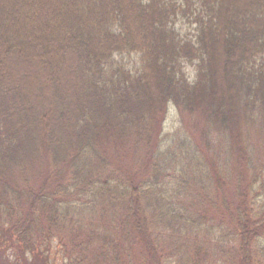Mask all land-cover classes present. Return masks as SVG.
Wrapping results in <instances>:
<instances>
[{
	"label": "trees",
	"instance_id": "trees-1",
	"mask_svg": "<svg viewBox=\"0 0 264 264\" xmlns=\"http://www.w3.org/2000/svg\"><path fill=\"white\" fill-rule=\"evenodd\" d=\"M53 254L264 264V0H0V264Z\"/></svg>",
	"mask_w": 264,
	"mask_h": 264
},
{
	"label": "rangeland",
	"instance_id": "rangeland-1",
	"mask_svg": "<svg viewBox=\"0 0 264 264\" xmlns=\"http://www.w3.org/2000/svg\"><path fill=\"white\" fill-rule=\"evenodd\" d=\"M177 25H180L181 27V31L183 33H189V30L192 31V28L190 25L184 23V21L178 22ZM115 60L118 63L123 64L125 67H127L129 70L133 71L137 68L138 66V57L136 54H115L114 55ZM185 71L187 74V77L189 78V80H192L194 77V65L191 63H185ZM15 66H21L23 67V63L20 61L18 64H16ZM28 67V71L30 73L36 74V70L35 67L32 65H26ZM198 119H188V121L190 123H192L193 125L197 122ZM167 124V132L168 134H170L172 137V143L170 142V144L172 146H175L176 151H175V156L177 158H180L181 156H183L187 150V145H184V138L190 133V131L192 130V124H187L186 126H184V120L180 119V115H176L174 116V114L172 113L171 118H169L166 122ZM196 128V132L194 134V138L198 139V131L199 128ZM176 131H180L178 133H175ZM209 242V241H208ZM229 248L228 244L222 243L218 246H211L212 251H210L211 253L219 256L223 261L226 262L227 260V255H228V251L227 249ZM51 264H63L60 257L56 254L52 255V261Z\"/></svg>",
	"mask_w": 264,
	"mask_h": 264
}]
</instances>
